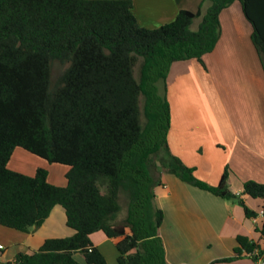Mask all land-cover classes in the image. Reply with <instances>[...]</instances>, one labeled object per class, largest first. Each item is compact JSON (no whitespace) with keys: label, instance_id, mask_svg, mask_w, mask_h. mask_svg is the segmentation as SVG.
I'll list each match as a JSON object with an SVG mask.
<instances>
[{"label":"trees","instance_id":"1","mask_svg":"<svg viewBox=\"0 0 264 264\" xmlns=\"http://www.w3.org/2000/svg\"><path fill=\"white\" fill-rule=\"evenodd\" d=\"M206 1L193 31L200 10H181L149 30L139 26L131 0H0V226L36 231L59 206L73 231L0 264H81L77 254L84 264H105L90 240L96 232L117 240V264H168L159 236L163 213L154 201L161 172L255 216L230 190L227 168L209 186L166 145L170 113L161 92L169 68L190 59L202 64L219 39L220 13L235 1L253 25L251 40L264 67V35L254 16L264 18V0ZM54 61L64 69L52 84ZM17 148L66 166L65 186L49 183L43 168L33 176L10 170ZM242 195L264 201V184L247 181ZM260 235L264 243V220ZM236 241L233 257L213 263L264 260L259 244L242 236Z\"/></svg>","mask_w":264,"mask_h":264},{"label":"crops","instance_id":"2","mask_svg":"<svg viewBox=\"0 0 264 264\" xmlns=\"http://www.w3.org/2000/svg\"><path fill=\"white\" fill-rule=\"evenodd\" d=\"M131 3L139 26L149 30L172 22L181 10H200L201 16L191 25V30L195 25V31L210 6L206 0ZM254 16L264 35V18L258 13ZM219 23V39L215 48L203 55L202 64L190 59L174 62L169 68L161 92L170 113L166 145L171 155L194 170L196 179L209 186H217L227 168L230 190L255 216L248 218L238 204L161 172L154 201L163 213L159 236L168 264H211L231 258L239 236L264 249L260 235L264 201L242 195L245 182L264 184V67L251 40L253 25L238 1L220 13ZM29 155L15 149L10 160L18 164L13 167L9 161L8 168L27 176H33L38 168L47 169L45 160L32 155L42 161L38 162ZM67 170L63 171L62 182L55 185L65 186ZM47 179L54 184L49 172ZM62 225L66 227L65 212L56 206L36 231L22 233L0 226V263L13 260L19 252L37 251L48 238L72 236L73 231L66 227L64 232ZM100 233L91 235L93 246L104 257L110 254L116 259L117 240ZM75 259L84 264L81 255H75ZM213 264L256 263L242 256Z\"/></svg>","mask_w":264,"mask_h":264},{"label":"rangeland","instance_id":"3","mask_svg":"<svg viewBox=\"0 0 264 264\" xmlns=\"http://www.w3.org/2000/svg\"><path fill=\"white\" fill-rule=\"evenodd\" d=\"M195 24H197V22ZM194 28H195V25L192 26V30ZM63 69H64V66L62 64H60L58 61H54L52 63V65H51V83L52 84H54L57 81V79L59 78V76H60V74H61ZM138 69H139V64L135 68V76L137 78H138V71H139ZM17 151L18 152H23L21 150H17ZM29 156H31L35 160H38V162H42V161H40V159H38L36 157H33L32 155H29ZM14 161H15V159H12V161H11V166H13V167H15V164H18V163H15ZM46 167H47L48 172H49L50 181L52 183H54L53 185L62 182V180H63V171L66 170L67 167H65L63 165L49 164V163H46ZM55 186H57V185H55ZM123 214H124V209H123V211H122L120 216H122ZM63 228H65V229H63ZM62 230H64V232H66V230H68V229H66V227H64V225H62ZM100 234H102V233H100ZM2 245L4 246L6 244H4V242H3ZM104 259H105V264H117V261H116L117 257L115 259V257H113V256L111 257L110 254H107V256H105ZM77 260H79V257H77Z\"/></svg>","mask_w":264,"mask_h":264},{"label":"built area","instance_id":"4","mask_svg":"<svg viewBox=\"0 0 264 264\" xmlns=\"http://www.w3.org/2000/svg\"><path fill=\"white\" fill-rule=\"evenodd\" d=\"M261 214H262V212H261ZM2 249H3V247L0 245V250H2ZM252 255L253 256H259V253H258L257 250H255ZM256 264H264V260H263V258L261 256H259Z\"/></svg>","mask_w":264,"mask_h":264}]
</instances>
